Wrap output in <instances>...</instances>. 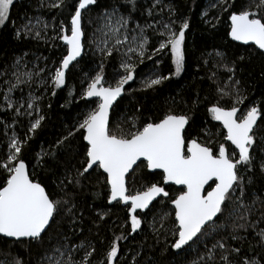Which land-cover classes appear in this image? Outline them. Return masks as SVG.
Returning <instances> with one entry per match:
<instances>
[{
	"label": "snow or ice",
	"instance_id": "1",
	"mask_svg": "<svg viewBox=\"0 0 264 264\" xmlns=\"http://www.w3.org/2000/svg\"><path fill=\"white\" fill-rule=\"evenodd\" d=\"M14 2L15 0H0V26L9 22ZM124 2L130 6L127 15L121 14L115 6L110 10L105 8L98 14L96 26L88 38V43L94 50L102 54L100 71L90 78L83 94L84 98H95L91 101L95 107L83 114L75 131L69 130L63 140L57 141L55 153H43L44 156L58 159L59 150L70 148L72 139L85 142L82 151L76 153L83 157L81 167L75 169L74 176L71 175V170H66L64 179L60 181L61 190L68 185L73 188L81 187L83 180L95 175L98 181L103 178L102 182L108 192V204L113 207L124 206L125 218L130 220V232L115 236L107 245L106 256L95 264H119L117 241L140 230L141 214L147 217L164 198L170 200L173 208L161 215L160 226L165 228V222L170 221L166 231L173 237L171 249L196 252V257L189 264H264V199L257 197L249 204L245 196L248 185L253 182L251 176L247 177V182L245 177L255 167L256 149L264 152V137L256 140L261 125H264V107L252 106L244 110L238 107L246 97L240 94V82L233 79L235 69L225 65L227 71L233 74L229 79L232 80L233 92L230 95L233 96L234 103L226 108L218 100L207 108V112L212 121L222 125L220 135L224 142H229L227 147L222 142L214 150L207 143H201L198 138H190L187 135L189 116L176 114L171 109L157 121L144 122L140 127H136L134 123L132 127L135 131L117 134L112 128L110 109L125 91L124 86L134 80L135 65L122 60L121 67L125 74L113 86L105 81L102 74L103 59L111 57L113 52L122 56L136 53L139 62L143 63L146 54L151 59L154 54L167 49L175 66L174 75L180 76L185 67V34L189 28V22L185 19L176 30L173 27L176 21L171 19V14L168 23L159 22L163 31L156 29L153 24L141 26L137 23L134 28H130L132 12L139 7L138 0ZM161 2L162 0H154L146 10L147 14L152 16L153 10ZM223 3L226 5L225 11L235 8V0H223ZM96 5L97 0H78L74 13L71 14L70 27L65 29L61 24V34L52 37L53 40H62L66 46V55H63L59 67L54 72L49 70L54 88L65 84L66 71L73 65V61L79 63L78 58L85 50L87 35L82 26L83 17ZM64 6L65 0H58L51 5L57 8ZM228 19V35L231 40L254 45L260 50L259 54L264 56V0H248L239 10L231 11ZM39 23L38 18L36 25H32L29 20L23 25V34L17 29L15 35L17 38H22V35H33L35 39L45 38L42 37V32L47 25L36 30ZM146 28H152L160 36L158 47L153 52H149L147 48L149 40L145 35ZM125 46L126 51L121 52ZM27 63L23 57H18L10 66L0 67V78L7 86L4 99L7 107L12 108L17 115H21L20 108L15 107L10 93L22 83H31L34 77L44 72L43 68L28 69ZM169 78L157 76L145 84L152 88ZM44 83H47V79ZM27 107L32 111H39L33 103H28ZM23 114L30 116L31 112ZM43 119V115L34 117L28 131L35 132ZM4 126L7 128V124ZM76 132H79V137H76ZM7 149L0 161V173L3 174V182L0 183V237L14 238L18 242L27 239L30 243L43 245L45 236L56 223L57 215L74 217L76 206L66 198L67 194L60 199H53L41 183L32 179L26 162L21 158L22 141L15 135L10 138ZM259 167L261 173H264V156L261 157ZM138 172L145 183L132 192L130 182L137 181ZM152 176L159 179L153 182ZM167 185L180 186L176 190L178 194L170 196L165 187ZM257 204L259 208H256ZM251 217L255 219H250ZM153 219L155 221L156 218ZM229 220L232 221L231 230L225 237L222 232L228 227ZM249 229L259 238L258 246L247 241L245 236L238 235ZM159 231L160 229H155L157 238ZM216 236H220V239H216ZM229 239L241 244L247 243L248 248L259 255V259L248 255L247 250L241 247H232L228 243ZM62 240V243L57 242L45 248L39 264H93L95 245L91 242L72 245L71 238L66 234L62 236ZM194 245L202 246L203 250L194 249ZM81 250L83 256L79 260L74 259V254Z\"/></svg>",
	"mask_w": 264,
	"mask_h": 264
},
{
	"label": "trees",
	"instance_id": "2",
	"mask_svg": "<svg viewBox=\"0 0 264 264\" xmlns=\"http://www.w3.org/2000/svg\"><path fill=\"white\" fill-rule=\"evenodd\" d=\"M56 2L58 0H17L10 9L9 22L0 26V67L10 66L18 57H23L28 62V69H44L31 83H22L10 93L15 107L20 108L21 115L7 107V101L4 99L7 86L0 78V161L7 153L10 138L15 135L22 141L21 158L26 162L32 179L41 183L53 199H60L67 194L66 198L74 203L76 208L74 217L57 215L56 223L45 236L43 245L30 243L28 240L18 242L0 238V264H17V261L19 264H39L45 248L57 242L62 243V236L65 234L71 238L72 245L81 242H91L95 245L92 258L95 264L106 256L107 245L115 236L130 232V220L125 218L124 206L113 207L108 204V192L102 177L98 181L94 175L83 180L81 187L73 188L68 185L61 190L60 181L64 179L66 170H71V175L74 176L75 169L81 167L83 157L76 153L82 151L84 142L72 139L70 148L59 150L58 159L43 155L45 152L55 153L57 141L63 140L69 130L75 131L78 122L83 119V114L95 107L91 101L84 99L83 94L90 78L100 71L102 54L88 43L98 14L105 8L110 10L115 6L121 14L127 15L130 6L126 5L124 0H97V5L92 6L93 10L84 14L82 26L87 35L83 55L78 60L79 63L75 62V66L72 65L66 72L65 84L54 88L49 70L54 72L55 68L59 67L63 55H66V46L62 40H53L52 37L61 34V24L65 29L70 27L71 14L74 13L78 0H65L63 8L51 7ZM247 2L248 0H235V8L225 11L223 0H162L153 10V15L149 16L146 10L154 0H138L139 7L132 12L130 28H134L137 23L141 26L153 24L156 29L163 31L159 22L168 23L171 14V19L176 21L173 27L178 30L180 23L188 20L189 28L186 30L184 45L185 67L180 76L174 75L175 66L167 49L160 54H154L151 59H148L146 54L143 63L139 62L136 53L122 56L113 52L111 57L104 58L102 74L105 81L113 86L116 80L125 74L124 68L121 67L122 60L135 65L134 80L124 86L122 98L110 113L113 131L117 134L135 131L132 127L134 123L136 127H140L144 122L157 121L171 109L176 114L189 116L187 135L190 138H198L201 143H207L214 150L218 149L222 142L227 147L228 144L220 135L221 125L212 121L207 112V108L218 100L226 108L234 103L233 96L230 95L233 92L232 80L229 79L233 74L227 71L225 65L235 69L233 79L240 82V94L246 97L238 107L241 110L252 106L264 107V56L253 46H241L231 42L228 36L229 13L239 10ZM37 18L40 23L36 30L47 25L42 32V37L45 38L35 39L33 35L17 38L16 30L20 29L23 34V25L29 20L32 25H36ZM145 35L149 40L148 51L153 52L155 47H158L160 36L152 28H146ZM126 47L122 48L121 52L126 51ZM157 76L170 78L160 85L146 87L145 82ZM45 79L47 83H44ZM28 103L36 105L39 111L28 109ZM21 104L23 107H20ZM26 112H31V115H24ZM37 115L44 116L41 126L35 132H29L30 123L34 122ZM75 135L79 137V132ZM262 137L264 125H261L256 140L259 141ZM255 156V167L246 173L245 177L246 182L247 177L253 178L245 193L249 204L254 198L264 199V173H261L259 167L264 152L257 148ZM140 176L141 173L138 172L137 181L130 182V191L140 189L145 183ZM151 179L155 182L159 177L152 176ZM2 182L3 174L0 173V183ZM166 190L172 197L178 194L175 187H166ZM172 208L170 200L164 198L147 217L141 214V229L127 235L126 239L117 241L119 264H134V261L136 264H189V261L196 257L194 250L178 252L171 249L173 237L166 231L170 221L165 222V228H161L160 217ZM256 208H259V204ZM101 216L103 219H100ZM231 224L232 221L229 220L228 227L222 232L223 236L227 237ZM155 229H160L158 238L154 234ZM238 235L245 236L247 241L257 245L259 238L251 229L247 232L241 231ZM215 238L220 239V236ZM228 243L234 248L247 250L248 255L259 259V255L254 254L247 243L241 244L231 239ZM193 247L203 250L199 245ZM82 256L81 250L74 254V259L79 260Z\"/></svg>",
	"mask_w": 264,
	"mask_h": 264
},
{
	"label": "water",
	"instance_id": "3",
	"mask_svg": "<svg viewBox=\"0 0 264 264\" xmlns=\"http://www.w3.org/2000/svg\"><path fill=\"white\" fill-rule=\"evenodd\" d=\"M229 24H230V20H229ZM229 31H230V29H229ZM229 36V35H228ZM229 40L231 41V42H233V43H236V44H239V45H241V46H253V47H255L254 45H244V44H242L241 42H238V41H232L231 40V38H230V36H229ZM256 49V48H255ZM256 50H258V49H256ZM259 52H260V50H258ZM82 55H83V53H82ZM82 57V56H81ZM81 57H79L78 58V60L81 58ZM76 61H73V64L75 63ZM72 65H70L69 66V68L71 67ZM68 71V70H67ZM66 71V72H67ZM123 94H124V92L122 93V95L120 96V97H118L117 98V100L114 102V105H113V107L115 106V104L122 98V96H123ZM86 101H92V99H95V98H91V99H88V98H84ZM113 109V108H112ZM112 109H110V113H111V111H112ZM219 123V122H218ZM221 127H222V125H221ZM85 143V142H84ZM226 143H229V142H226ZM175 187V188H179L180 186H176V185H167V186H165V187ZM159 199V198H158ZM155 203V202H154ZM123 206V205H122ZM172 206V205H171ZM151 207V206H150ZM173 207V206H172ZM145 211H147V210H145ZM0 238H3V237H0ZM3 239H6V240H8V241H15L14 240V238H3ZM27 239H24V241H26ZM177 251V250H176Z\"/></svg>",
	"mask_w": 264,
	"mask_h": 264
},
{
	"label": "rangeland",
	"instance_id": "4",
	"mask_svg": "<svg viewBox=\"0 0 264 264\" xmlns=\"http://www.w3.org/2000/svg\"><path fill=\"white\" fill-rule=\"evenodd\" d=\"M15 1H17V0H15Z\"/></svg>",
	"mask_w": 264,
	"mask_h": 264
},
{
	"label": "flooded vegetation",
	"instance_id": "5",
	"mask_svg": "<svg viewBox=\"0 0 264 264\" xmlns=\"http://www.w3.org/2000/svg\"><path fill=\"white\" fill-rule=\"evenodd\" d=\"M228 144V143H227Z\"/></svg>",
	"mask_w": 264,
	"mask_h": 264
}]
</instances>
